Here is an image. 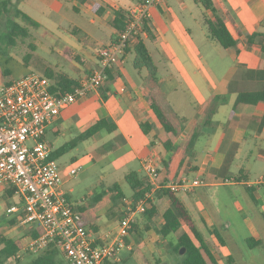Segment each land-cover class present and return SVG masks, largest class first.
Segmentation results:
<instances>
[{
    "label": "crops",
    "instance_id": "crops-1",
    "mask_svg": "<svg viewBox=\"0 0 264 264\" xmlns=\"http://www.w3.org/2000/svg\"><path fill=\"white\" fill-rule=\"evenodd\" d=\"M25 1L31 6L41 8L44 5L40 4L46 3V6L62 14L64 9H67L61 22L48 18L49 22L47 21L46 24L49 23L50 36L64 44L62 47L57 43L52 45L54 52L57 55H65L67 52L76 55L77 60L71 59V68H69L78 73V77L65 71L60 61L53 65L46 60L45 67L50 66L76 80L98 66L100 50L112 42L113 35L117 33L113 25L116 11L119 9L130 11L139 3V0H23L21 2ZM69 1L74 3L75 12L85 18L86 24L78 25L73 21H67V14L71 12L67 5ZM214 7V10L203 7L204 10L198 15L188 4V0H164L162 5L153 7L151 11L149 25L153 36H149L145 28L138 34L145 44L144 37L151 40L153 51L165 62L160 69L146 44L158 67V78L164 93L176 114L184 119L177 135L166 132L154 112L147 106L148 95L153 88L148 72L145 75L139 73L141 80L134 79L136 72L141 69L134 66L132 70L123 65L129 52L133 48L135 50V42L132 41L122 62L111 68V75L99 91L90 93L63 109L59 117L49 125L46 139L49 133L53 134V139H49V142L55 151L64 144L77 140L97 121L107 120L116 125V130L103 128L96 134L78 141L69 152L79 150V144H83L88 152L87 158L94 162L102 161L107 176L114 178L120 175L125 183H127L126 175L131 171L138 172L142 178L147 177L144 162L148 158L154 159L161 170L165 162L171 161V173L168 176L161 173V179L166 178L169 182L185 174L192 178L201 177L205 184L200 187L229 193V202L224 203L227 209L233 207L239 214L248 209V213L252 215V219L244 215V223L248 231V235L243 239L244 242L248 237L264 240V183L250 180L249 173L244 168H241L239 173L229 174L242 145L250 137L253 138L255 147L264 151V102L257 105L245 104L234 110L236 99L241 92L264 89L261 44L259 41L249 43L246 39L247 35L254 31L264 33V0H214ZM214 16L224 19L231 34L239 42L240 50L238 47L223 48L210 36L206 20ZM38 22L40 27L43 23ZM196 25L201 30L199 37L197 36L198 41L192 36L193 27ZM104 27L112 28L113 32L110 36L104 35L106 34ZM86 31H93L90 34L91 38H78ZM200 45L205 52L210 54L216 51L224 54L233 63L227 64L226 67L221 66L215 71L210 64L207 65L206 60H204L206 64L203 62L201 51L204 50ZM35 46L34 52L39 48V45ZM90 55L95 59L91 63H89ZM180 55L185 56L184 60ZM225 94L229 99L219 106L214 115L213 120L216 124L206 125L209 99L214 95ZM221 113L226 114L227 118H219ZM142 125L147 131H144ZM195 134L198 136L194 145L192 148L188 147L191 137ZM172 148L173 150H170ZM175 149L183 157H174ZM63 155L57 159L60 160ZM70 160L71 164H74L80 158L77 154H73ZM60 165L64 180L62 188L69 200L83 212L86 225L93 237L101 241V237L106 233L116 231L120 218L124 216L127 200H132L130 194L115 199L114 184L118 183L125 191L123 185L119 181H112L109 187L112 194L105 207L104 192L92 189L87 194L78 196V181L72 183L75 178L70 173L72 167L68 168L62 162ZM178 168L179 172L176 173ZM105 179L106 176H103L99 183L102 184ZM196 192L195 188L177 195L209 242L220 264H238L239 260L236 257L239 253L238 245L232 248L221 231L222 229L233 231L232 223L229 220L219 222L220 224L211 221V218L220 217V214L208 197L206 200L196 198ZM73 196L77 197L73 198ZM104 213L106 217L101 215ZM138 216L140 215H137L136 219ZM144 226H147L146 223ZM27 228L31 227L27 226ZM215 229L221 233L224 242L214 235ZM147 232L151 233V230ZM136 247L132 246V242L127 241V248L124 250H128V254L124 256L123 250L121 260H112L113 264L130 261L131 264H141L134 253Z\"/></svg>",
    "mask_w": 264,
    "mask_h": 264
},
{
    "label": "built area",
    "instance_id": "built-area-1",
    "mask_svg": "<svg viewBox=\"0 0 264 264\" xmlns=\"http://www.w3.org/2000/svg\"><path fill=\"white\" fill-rule=\"evenodd\" d=\"M163 3L164 0H145L130 10L129 21L118 40L100 50L98 66L80 78L73 90L54 92L53 80L33 71L0 81V189L15 188L20 202L10 205L7 212L18 214L20 224L40 230L7 264L51 245L58 248L67 264L121 260L136 216L146 211L156 189L165 187L179 194L205 184L203 178L185 174L162 185L160 168L154 159H146L144 170L153 184L151 192L137 202L127 200L118 229L99 241L87 227L83 212L63 190L61 165L52 156L53 146L46 139L49 125L63 109L99 91L107 79V70L117 64L132 39L144 29L152 8ZM80 168L73 166L70 173L76 175ZM258 182L264 183V175Z\"/></svg>",
    "mask_w": 264,
    "mask_h": 264
},
{
    "label": "trees",
    "instance_id": "trees-1",
    "mask_svg": "<svg viewBox=\"0 0 264 264\" xmlns=\"http://www.w3.org/2000/svg\"><path fill=\"white\" fill-rule=\"evenodd\" d=\"M143 1L145 0H139V3H142ZM194 1L198 4H201L206 9L214 10L215 8L214 0ZM11 8L15 9L16 17L21 18L27 25L17 21L15 18L8 17L6 20L7 31L3 34L4 42L6 44H14V37L18 34L27 36L29 34L27 29L28 26L38 27L40 25L37 20L23 11L18 5L14 4L13 0H0V21L4 14L8 13ZM129 18V10L125 11L123 9H119L116 11V17L113 21V25L116 28L117 33L113 35L112 42L118 40L120 34L127 26ZM206 24L210 36L215 39L223 48L238 47L240 50L239 42L233 37L223 18L220 16H214L213 18L207 19ZM144 28L148 32L149 36H153V31L149 25V21L146 22ZM246 39L249 43L259 41L261 44V52L263 56L262 67L264 69V33L260 31H254L247 35ZM132 41L135 42L134 66L137 69L145 68L153 84V88L148 95L147 106L154 112L158 122L166 132L177 135L184 119L176 114L166 94L164 93L158 78V67L144 41L139 35L135 36ZM31 47L33 48L32 51L36 49L34 44L31 45ZM128 49L129 47L126 48L125 54L127 53ZM124 56L120 58L115 65L121 63ZM31 57V53L26 54V63H28ZM110 71L111 68L107 70V78L111 75ZM44 73L53 80L54 84L52 90L54 92L73 90L79 81L70 77L64 72L54 70L50 66L44 68ZM228 99L229 96L227 94L214 95L209 99L206 125L216 124V122L213 120V117L218 111L219 106L227 102ZM262 102H264V89L258 91L241 92L236 99L234 110L236 111L245 104L257 105ZM142 127L144 128L145 126L142 125ZM103 128H108V130L114 131L116 130V125L111 124L104 119L99 120L84 133H82L77 138V140L68 142L58 150L53 151L52 156L54 158H58L60 155L68 153L78 141L96 134ZM144 131L147 130L145 129ZM197 136L198 134H195L191 137L188 147L191 146L192 148ZM170 150H173V148ZM173 152L174 157H183L182 155H179L178 150L175 149ZM171 167V161L165 162L163 169H160V173H165V175L168 176L172 171ZM178 172L179 168L176 173ZM126 182L130 186V195L134 202H137L139 199L143 198L146 193L151 192L153 188V184L149 181V179L147 177H140L136 171H131L126 175ZM160 182L162 185H164L168 181L166 178H164L161 179ZM114 189L116 200L126 195V192L120 187L118 183L114 184ZM5 190L6 195L3 197L4 200H7V205L10 206L20 202H13L11 200V197H13L15 194L14 187L6 188ZM123 214L125 213L123 212ZM11 218V225H14L17 220L20 222V216L18 214L11 215ZM143 218V221H145L144 223L147 225L145 227V231L151 230L152 234L157 233V236H161L163 238H168V236L171 234L174 235L175 242L173 243V248L174 251L182 258L181 264H220L217 256L211 250L209 242L205 239L202 232L197 227L193 217L189 213L180 197L169 188L161 187L155 190L153 193V198L148 200V207L143 213ZM138 228L139 222L133 223L131 232H138ZM39 233L40 230L34 227H25L24 233L18 237H12L0 233V264H7V261L11 256L15 255L26 243L36 237ZM213 233L221 242H224L221 233L217 229H215ZM245 242L251 249L264 246L263 239H256L254 237L246 238ZM183 247L186 248V251L183 255H181L180 250ZM134 253L141 264H157L152 260V258L143 252L140 246L135 248ZM60 254L61 252L58 250V248L51 245L47 249L41 251L38 256H35L26 264H67L63 258L59 257ZM18 261L16 263H18ZM107 264H113L112 260L107 261Z\"/></svg>",
    "mask_w": 264,
    "mask_h": 264
},
{
    "label": "rangeland",
    "instance_id": "rangeland-1",
    "mask_svg": "<svg viewBox=\"0 0 264 264\" xmlns=\"http://www.w3.org/2000/svg\"><path fill=\"white\" fill-rule=\"evenodd\" d=\"M13 1L14 4L18 5L23 11H25L34 19L42 22L43 24L40 27L28 26L27 29L29 34L27 36L18 34L14 37V44H6L4 42L3 34L7 31L6 20L8 17L15 18L17 21L23 23L24 25L27 24H25L21 18L16 17L14 8H11L8 13L4 14L0 21V81L9 80L14 77H21L32 70L33 72L39 74H45L44 68L47 65L46 60L53 65L56 64L57 61H60L62 63V67L66 69L65 71H67L70 75L74 77H78V73L70 69V60H77L75 57L76 55L70 52H67V54L65 53V55H57V53L54 52L52 45L54 46L57 43L60 45V47H62L64 44L62 43V41H55V38L50 36V31L48 30L49 23L46 24L48 18H53L52 20L56 22H61V20L63 19L62 16H65L64 14L65 12H67V9L65 8L62 14L57 13L56 10L54 11L49 6H46V3L40 4L44 5L41 8L38 6H31L27 1ZM73 4V2H67V5L69 6L68 10L71 11L67 14V21H73L74 24L78 25L86 24L85 18L81 17L79 14H77V12H75ZM188 4L192 6L194 11L198 15L201 14V10H204L201 5L194 3L193 0H188ZM70 13L71 17H69ZM83 16H86V14H83ZM64 27L67 28L65 24ZM202 27L205 28V26ZM104 29L106 31V34L104 35L110 36L113 32L111 27H104ZM193 29L194 32L192 36L195 40L198 41L197 36L199 37L201 32L200 27L196 25L193 27ZM92 32L93 31L83 32L78 38H91L90 34H92ZM144 40L152 51L156 63L158 64L160 69H162V66L165 62L162 61L161 57L153 51L154 48L152 46L151 40L146 37H144ZM33 44L39 45V48L36 52L32 51L33 48L31 47V45ZM200 46L204 50L201 51V57L203 59V62L204 60H206L207 65L210 64V66L214 68L215 71H218L219 67L221 66L226 67L227 64L233 63V61L228 56L221 53H217L216 51L214 53L212 52L209 54L208 52H205V49L202 45ZM93 49H95V47H93ZM27 53L32 54V57L29 59L28 64L25 61V56ZM134 57L135 50L133 48L129 52L126 60H124L123 62L124 67L133 70ZM180 58L184 60L185 56L180 55ZM94 60L95 59L91 56L89 58V63L93 62ZM188 60H190L189 57ZM139 73L145 75L147 73V70H139V72H136V75H134L136 77L133 78H139V80H141ZM161 74L162 73L160 72V76ZM219 118L226 119L227 115L221 113L219 115ZM49 139H53V134H48L47 140L49 141ZM78 148L79 150L68 152L64 154L60 158V160L58 159L59 163L62 162L64 166H67L68 168L73 166H81L79 172L76 175H73L75 178L72 181V183H76L78 181V196H81L82 194H87L89 190L92 189H95L98 192H104L106 203H103V205L106 207L108 200L110 199L112 194L109 190V187L112 185L111 183L113 180L119 181L127 192L126 194H130L129 185L123 181V178L120 175L114 178L107 176V174L103 170L104 163L102 161L94 162L92 159L87 158L86 156L88 152L86 149H84L85 146L83 144H79ZM73 154H77L80 160L75 162L74 164H71L70 158ZM241 168H244V170L248 171L250 180L252 181L259 180L264 174V151H260L259 149H257V147H255V142L252 137H250L248 141H245L242 145L241 150L236 156V161L233 162V167L230 169L229 174L239 173ZM103 176H106V179L103 181L102 184H100L99 180L100 178H103ZM5 189L6 188L0 189V233L12 237H18L19 235L24 233L25 225L20 224L19 220H17L14 225L10 224V220L12 218L11 215L7 212V208L9 205H7V200H4L3 197L4 195H6ZM196 191V198L198 197L206 200V197H208L210 201L213 202V205L220 214V217H217L215 219L211 218V221L220 224L225 220H229L232 223V227L234 229L233 231H226L223 229L221 231L223 232L224 237L227 239L229 245H231L232 248H235L238 245L237 248H239V253L236 256L239 260L238 264H264V246L251 249L243 240L244 237L248 235L246 224L244 223V215L252 219V215L248 213L249 210L246 209L245 211L239 214V212L233 209V207L227 209L224 206V203L229 202L230 195L229 193L224 192L222 190L216 191L212 189L209 190L207 188L198 187L196 188ZM76 197L77 196H73V198ZM11 200L13 202H19L20 197L17 193H15L14 196L11 197ZM73 201L75 202L74 199ZM101 215L103 217L107 216L106 213ZM142 217L143 214L138 216V218L134 221V223L139 222L138 232H131L130 237L127 239V241L132 242L133 247L140 246L143 252L148 254L149 257L152 258V260L157 264H181L182 258L174 251L173 248V243L175 242L174 235L171 234L170 236H168V238H163L161 236H157V233L152 234L145 231V223L142 220ZM219 218L221 221H219ZM40 253L41 251L28 254L26 257H24V259H21L18 261V263L14 264H26L32 258L38 256ZM123 254L124 256L127 255L128 250H124ZM59 257L64 259L62 253ZM131 263L132 262L130 261L129 263L121 264Z\"/></svg>",
    "mask_w": 264,
    "mask_h": 264
},
{
    "label": "water",
    "instance_id": "water-1",
    "mask_svg": "<svg viewBox=\"0 0 264 264\" xmlns=\"http://www.w3.org/2000/svg\"><path fill=\"white\" fill-rule=\"evenodd\" d=\"M185 251H186V248L183 247V248L180 250V254L183 255V254L185 253Z\"/></svg>",
    "mask_w": 264,
    "mask_h": 264
}]
</instances>
